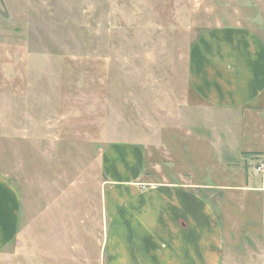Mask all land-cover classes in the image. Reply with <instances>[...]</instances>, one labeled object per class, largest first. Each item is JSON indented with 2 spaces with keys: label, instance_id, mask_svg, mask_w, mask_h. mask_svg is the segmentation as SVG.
<instances>
[{
  "label": "rangeland",
  "instance_id": "rangeland-1",
  "mask_svg": "<svg viewBox=\"0 0 264 264\" xmlns=\"http://www.w3.org/2000/svg\"><path fill=\"white\" fill-rule=\"evenodd\" d=\"M219 26L264 34V0H0V175L22 200L0 264H107L103 153L118 143L145 150L143 183L200 186L221 264H264V152L227 166L191 124L190 51Z\"/></svg>",
  "mask_w": 264,
  "mask_h": 264
},
{
  "label": "crops",
  "instance_id": "crops-1",
  "mask_svg": "<svg viewBox=\"0 0 264 264\" xmlns=\"http://www.w3.org/2000/svg\"><path fill=\"white\" fill-rule=\"evenodd\" d=\"M187 81L201 101L189 106L191 124L222 164L241 167L251 153L264 152V34L244 26L206 31L191 48ZM146 167L137 144H111L103 153L106 263L221 264L223 228L200 186L175 172L143 183ZM21 210L19 191L0 175V251L19 237Z\"/></svg>",
  "mask_w": 264,
  "mask_h": 264
},
{
  "label": "built area",
  "instance_id": "built-area-1",
  "mask_svg": "<svg viewBox=\"0 0 264 264\" xmlns=\"http://www.w3.org/2000/svg\"><path fill=\"white\" fill-rule=\"evenodd\" d=\"M254 172L256 174H263L264 173V158H263V156L260 158V161L255 165Z\"/></svg>",
  "mask_w": 264,
  "mask_h": 264
}]
</instances>
